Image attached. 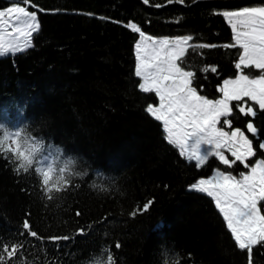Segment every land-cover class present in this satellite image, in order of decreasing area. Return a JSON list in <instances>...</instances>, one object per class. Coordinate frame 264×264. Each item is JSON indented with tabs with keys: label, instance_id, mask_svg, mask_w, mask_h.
<instances>
[{
	"label": "trees",
	"instance_id": "16d2710c",
	"mask_svg": "<svg viewBox=\"0 0 264 264\" xmlns=\"http://www.w3.org/2000/svg\"><path fill=\"white\" fill-rule=\"evenodd\" d=\"M12 2L0 0V10ZM32 3L37 8L28 9L37 11L40 23L34 46L0 58V133L19 131L21 149L28 137L42 147L39 158L53 160L51 180L44 184L35 161L18 173L12 160L0 155V249L22 246L11 258L4 254L7 264H94L108 251L115 264H247V251L236 247L213 199L188 190L219 165L211 157L195 168L146 112L157 97L138 87L139 32L131 26L155 37L191 35L190 44L216 45L197 53L189 48L186 57L195 71L192 87L216 100L223 80L236 76L241 52L238 46L223 47L233 43V35L222 12L264 0ZM213 66L215 73L200 71ZM243 69L247 75L261 72ZM240 102H231L234 112ZM249 119L237 115L232 126L246 129ZM254 124L263 140L264 113ZM252 138L254 159L264 157ZM58 175L71 180L58 184ZM148 201H153L149 210L130 215ZM25 221L42 239L25 232ZM65 236L69 239L49 240ZM253 264H264V247L253 246Z\"/></svg>",
	"mask_w": 264,
	"mask_h": 264
},
{
	"label": "snow or ice",
	"instance_id": "6c2138e0",
	"mask_svg": "<svg viewBox=\"0 0 264 264\" xmlns=\"http://www.w3.org/2000/svg\"><path fill=\"white\" fill-rule=\"evenodd\" d=\"M166 2L184 4L185 0ZM143 3L149 4V0H143ZM154 6L162 7L161 4ZM29 7L37 8L32 0H13L9 7L0 10V58L15 56L34 46L33 34L39 32L40 23L37 11H28ZM222 14L229 18L235 17L241 28L247 29L237 31L236 24H233V43L223 45L226 49L237 46L242 49L235 68L240 70L243 65L246 68L264 70V7H244L236 12ZM257 22L260 24L259 31L256 29ZM131 27L144 36L139 27ZM193 39L191 35H186L153 40V47L147 55H138L139 62L135 75L142 78L138 87L143 93H155L158 97V106L148 104L146 112L155 120L163 122L165 140L178 148L182 157L186 155L188 162H195V168L199 169L211 157H217L228 167L239 162L244 168L250 169L248 173L240 172L239 179L230 172L214 170L212 177L194 181L188 190L206 194L214 199L217 209L227 222V228L235 240L236 247L242 252L246 250L248 264H253V246L264 247V215L258 208V202L264 201V159L249 161L248 158L255 157L257 151L253 148L252 140L245 136L240 128H233L232 121L237 115L251 117L246 128L259 141L258 148L264 153V140H260V129L254 124L258 114L264 113V71L254 78L240 74L236 79H225L223 86L218 87L223 98L212 100L199 95L197 89L192 87L195 71L190 70L191 66L186 58L188 49L190 48L192 53H197L198 49H211L217 46L188 44ZM140 50L141 46L138 43L137 52ZM209 70L213 73L217 71L214 66L210 69L208 67L200 69L205 73ZM244 97L255 101L258 108L251 105L246 108L238 103L234 106L237 110L234 112L233 107H230V101H242ZM218 124L220 127H217ZM225 128L230 131H225ZM19 137V131L5 130L0 133V155L12 160L18 173L32 169L34 161L35 164H40L42 161L39 159V153L43 152L42 147L37 148L35 141L29 143L28 137L22 138L23 151H20L19 147L16 150L5 147L9 139L16 143L15 138ZM223 148L231 151L233 160L225 158L220 151ZM51 168V164H45L43 170L35 168V171L43 176L44 184L48 183ZM59 171L63 173L64 169L61 168ZM66 180H71V176L58 175L55 182L63 184ZM45 194L48 199L53 198L47 192ZM152 203L153 201H148L130 215L146 212ZM23 228L28 235L42 239L36 232L30 230L27 221L24 222ZM83 232V229L78 230V234ZM68 239L67 236L49 238L52 242ZM21 247L11 245L9 251V245H3L0 249V264H7L5 253L11 258ZM116 248H120L119 243L116 244ZM94 264H115V260L108 251L106 256L102 253L101 257L96 258ZM171 264H177V261H172Z\"/></svg>",
	"mask_w": 264,
	"mask_h": 264
},
{
	"label": "rangeland",
	"instance_id": "374dc122",
	"mask_svg": "<svg viewBox=\"0 0 264 264\" xmlns=\"http://www.w3.org/2000/svg\"><path fill=\"white\" fill-rule=\"evenodd\" d=\"M9 7V6H8ZM245 7H264V4H252V5H248V6H245ZM242 8H244V7H241V8H238V9H232V10H225V11H223L222 13H225V12H236V11H238L239 9H242ZM28 11H32V10H30V9H27ZM224 17H225V19L227 20V22H228V24L230 25V27H231V30H232V35H233V37H234V32H233V27H232V25L233 24H236V26H237V31H246L247 29H242L241 28V26L239 25V23H238V21H237V19L235 18V17H232V18H229L228 16H225L224 15ZM5 19H7V16L5 17ZM133 26H135V25H133ZM136 27V26H135ZM256 29H257V31H259L260 30V24H259V22H257V24H256ZM144 34V36L142 37L141 35H140V32H139V38H138V40H137V42H136V44H135V60H136V64H135V70H136V67H137V64H138V55H140V56H146L147 55V53L151 50V48L153 47V45H152V41L153 40H159V39H163V38H177V37H183V36H176V37H166V36H162V37H155V36H151V35H148V34H145V33H143ZM184 36H186V35H184ZM140 44V46H141V50H140V52L138 53L137 52V44ZM188 44H190V41L188 42ZM185 47H187V46H185ZM241 51H242V49H241ZM243 68H245L243 65L241 66V69L240 70H237V74H236V76L235 77H230V78H227V79H236L237 78V76L238 75H240V74H245V75H247L246 73H243V71H244V69ZM248 68H252V69H255V70H260V71H263V70H261V69H256V68H254V67H248ZM260 74H258V75H249V77L250 78H254V77H256V76H259ZM140 80H141V82H142V78H140ZM224 81V80H223ZM167 83V82H166ZM222 86H223V82H222ZM199 94V93H198ZM200 95V94H199ZM220 98H223V94H222V96L220 97ZM219 98V99H220ZM246 101L248 102V104H253V105H255L254 107L255 108H258V105H256L255 104V101H252V100H250L248 97H244V99L241 101L242 102V104L243 103H246ZM231 102L232 101H230V107H232V105H231ZM158 103H159V101H158V97H157V101H156V103H152L154 106H158ZM161 123H162V126H163V122L162 121H160ZM217 127H220V125L218 124L217 125ZM234 128V127H233ZM9 131L8 129H4L3 131ZM2 131V132H3ZM11 131L12 132H15L14 131V129H11ZM225 131H230V129H228V128H225ZM244 132V131H243ZM166 134V133H165ZM244 134H245V136H247V134H246V132H244ZM248 137V136H247ZM249 138V137H248ZM16 139V143H13V140L12 139H9L8 141H7V143H6V147H8V148H11V149H13V150H16L18 147H19V145H18V139L17 138H15ZM19 150L20 151H23V149H21L20 147H19ZM178 151H179V149H178ZM223 154H224V156H225V158H227V159H229V160H233L234 159V157H232V155H231V151H229L228 150V148H223V149H221L220 150ZM185 157V159H187V157H186V155L184 156ZM215 161H216V163L219 165L218 167H215V168H213L212 169V171H211V173L208 175V176H206V177H201V178H205V179H207V178H210V177H212L213 176V173H214V170H219L220 172H230L233 176H235V177H237L238 179L240 178L239 177V173L240 172H246V173H248V172H250V169H246V168H244L242 165H240L239 164V162H237L236 164H234L232 167H228L227 165H224L222 162H220L219 161V159L217 158V157H212ZM42 162L40 163V164H38L37 165V167H39V168H41L42 170L44 169V167H45V164H51V166H52V156L51 155H43L42 157H40L39 158ZM249 159V158H248ZM257 158H255V159H253V161L252 162H254L255 160H256ZM258 159H261V158H258ZM195 163V162H194ZM51 170L49 171V177H48V181L49 180H51L50 179V175H51ZM43 177V176H42ZM44 179V178H43ZM200 179V178H199ZM213 199V198H212ZM213 202H214V204H215V201H214V199H213ZM263 204H264V201H261V202H258V208H260V212H261V214L262 215H264V210H263ZM216 206V205H215ZM221 215H222V217H223V214L221 213ZM225 221V220H224ZM225 224H226V226H227V222L225 221ZM248 264V263H247Z\"/></svg>",
	"mask_w": 264,
	"mask_h": 264
},
{
	"label": "flooded vegetation",
	"instance_id": "af4514ba",
	"mask_svg": "<svg viewBox=\"0 0 264 264\" xmlns=\"http://www.w3.org/2000/svg\"><path fill=\"white\" fill-rule=\"evenodd\" d=\"M240 104L242 105V106H245L246 108H247V106H255V105H253V104H248V102L246 101V103H243L242 104V102H240ZM249 118H251V117H249ZM234 128H236V127H234ZM239 128V127H238ZM242 131H244V132H246V134H247V136L249 137V139L250 140H252V143H253V148H254V150H256L255 148L256 147H254V141H253V138H252V134H250V133H248V131H247V128L246 129H244V128H240ZM264 140V139H263ZM264 154V153H263ZM259 158H261V159H264V157H259ZM253 159H254V157H250L249 158V161H253ZM258 159V158H257Z\"/></svg>",
	"mask_w": 264,
	"mask_h": 264
},
{
	"label": "water",
	"instance_id": "95a60500",
	"mask_svg": "<svg viewBox=\"0 0 264 264\" xmlns=\"http://www.w3.org/2000/svg\"><path fill=\"white\" fill-rule=\"evenodd\" d=\"M133 29V27H131ZM248 131V130H247ZM249 133V132H248ZM251 134V133H250Z\"/></svg>",
	"mask_w": 264,
	"mask_h": 264
}]
</instances>
